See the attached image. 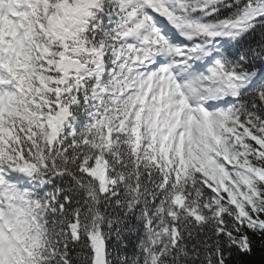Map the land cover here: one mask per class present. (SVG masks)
Masks as SVG:
<instances>
[{
  "label": "trees",
  "instance_id": "obj_1",
  "mask_svg": "<svg viewBox=\"0 0 264 264\" xmlns=\"http://www.w3.org/2000/svg\"><path fill=\"white\" fill-rule=\"evenodd\" d=\"M129 1L37 0L33 39L38 40L36 24L44 23L43 15L94 5L92 20L75 40L78 52L84 55L93 39L100 43L106 35H117L118 26L130 17ZM175 2L186 23L219 33V48L224 53L208 75L224 77V83L235 80L238 98L233 112L237 119L232 120V126L251 153L246 169L264 178V0ZM230 23L236 24V29L228 38L226 26ZM64 40L60 36L43 39L46 56L32 63L36 83L44 84L41 95L36 96L30 88L25 115L18 110L8 124L0 123V166L11 175L20 167L37 184L44 180L52 185L27 189L19 179L11 180L19 189L22 215L27 207L36 211L38 206L35 216L28 215L32 235L23 246V263L91 264L93 241L101 239L109 264H264V183L256 181L258 196L237 209L224 189L219 195L214 193L208 158L184 171L171 159L163 161L156 154L157 146L144 148L151 127L146 119L137 125L135 143L130 140L127 127L133 117L126 109L116 111L118 117L109 129L111 147L106 149L102 131L87 130L94 116L102 121L88 103L87 88L69 103L56 85L55 64L66 50ZM196 43L206 47L208 41L200 38ZM66 105L72 106V115L78 118L74 140L61 137L50 150L43 141V120ZM111 110L108 105L106 112ZM83 138L86 143L82 146ZM95 158L104 161V180L116 183L107 184L105 195L97 182L81 171L83 164ZM217 185L222 186V182L217 181ZM51 192L57 194L55 203L51 202ZM176 195L184 198L181 210L171 205ZM215 197L226 208L220 217L215 213ZM193 209L201 222L188 215ZM172 233L176 234L175 242Z\"/></svg>",
  "mask_w": 264,
  "mask_h": 264
},
{
  "label": "rangeland",
  "instance_id": "obj_2",
  "mask_svg": "<svg viewBox=\"0 0 264 264\" xmlns=\"http://www.w3.org/2000/svg\"><path fill=\"white\" fill-rule=\"evenodd\" d=\"M146 1L145 3L148 7L159 8V10L169 12L171 15H174L176 11L172 0ZM68 13L69 11H63L61 15L47 17L46 26L52 31L58 26L64 27ZM175 20L178 22L179 28H181L180 31L183 38L191 40L194 38V34L199 35L202 32L200 27L183 26L177 17ZM65 30V36L71 37L68 34L69 31ZM71 35L73 34L71 33ZM128 36L131 37L130 35ZM24 39L22 36L20 39L21 45L19 40H15L14 46L17 50L21 48L18 56L21 55L26 60L27 54L21 53L26 51L27 48L22 42ZM26 40L28 41L27 37ZM180 47V45H177V48ZM184 49L187 48L184 46ZM104 50L103 48L101 51L96 52L97 57L100 56L102 58L105 54ZM174 64L168 71L169 78L163 82L165 90L163 92L158 91L160 93L152 91L146 94L143 105H140L139 110L136 112L138 118L134 122L136 124L140 123L142 116L145 119L147 116L150 117L151 128L147 133V147L149 144L151 147L158 146L156 154L160 155L163 161L166 159L173 160L180 171L191 169L201 160L208 158L207 161L215 180L214 193L219 195L221 189H224V192L230 196L234 206L237 209H243V205L250 204L258 196L255 188L256 181L264 183V178L246 169V166L249 165L246 160L251 153L248 147L242 143L240 136L234 131L232 120L235 115L231 113L228 106H224L221 103L224 99V90L219 84L218 94L211 95L209 87L213 83L216 84V80L212 81L205 77L200 80L201 87L195 92L191 91V94H189V89L185 84V74L191 71L192 63L189 61L183 62L177 57ZM19 66L21 68L17 70L22 71L21 77L28 75L27 82L29 85L28 83V86L25 85V80H20L18 89L16 80L8 82L14 85L15 95L9 102L4 103V100H0V122H6L7 124L8 121H5L2 115L5 114L9 117L10 112L14 110V106L17 107V105L24 104L23 92L29 90L30 85L35 86L32 71L28 73L22 68V64H19ZM24 72L27 73L23 74ZM9 75L11 76V74ZM100 84H102V81ZM127 88L130 87L128 86ZM38 90L39 86L35 89L36 94H38ZM232 98L229 95L227 100ZM45 123L48 130L43 141L47 144V147H51L56 135V123L54 119L50 118H47ZM135 130L136 125L131 127L128 133L131 131L130 133L134 135ZM233 161L235 162L233 163ZM102 165H104V161L100 158H95L83 164L81 171L85 176L96 180L99 191L102 194H106L107 184L114 186L116 183L114 180L109 179L106 182L103 179ZM217 181H221L222 186H218ZM41 185L46 186V183L42 182ZM15 194L16 191L0 185V264H22L26 254L20 245L21 240L32 235V231L31 233L28 231L31 223L28 215L35 216L38 212V206L36 211H30L29 207H27V210L22 215L19 210L20 201L14 199L16 197ZM55 200L56 196L52 195L51 201L54 202ZM213 203L216 208V216L220 217L226 208L218 197H215ZM171 205L177 210L182 209L184 207V198L174 196ZM188 215L197 222L201 220L194 209L188 211ZM171 217L172 215H170ZM164 235H166V232H164ZM175 237V233H172L171 240L174 241Z\"/></svg>",
  "mask_w": 264,
  "mask_h": 264
},
{
  "label": "water",
  "instance_id": "obj_3",
  "mask_svg": "<svg viewBox=\"0 0 264 264\" xmlns=\"http://www.w3.org/2000/svg\"><path fill=\"white\" fill-rule=\"evenodd\" d=\"M88 19V13L85 10H77L70 16V28L76 29L79 28L81 25L84 24V21ZM64 70V74L68 72H79L80 66L77 62H72L69 60H65L62 66ZM69 110H63L59 113L57 117V122L59 128H61L69 118ZM91 264H107V255H106V248L105 244L101 240L94 241V253Z\"/></svg>",
  "mask_w": 264,
  "mask_h": 264
},
{
  "label": "bare ground",
  "instance_id": "obj_4",
  "mask_svg": "<svg viewBox=\"0 0 264 264\" xmlns=\"http://www.w3.org/2000/svg\"><path fill=\"white\" fill-rule=\"evenodd\" d=\"M29 187V186H28ZM180 203V202H179Z\"/></svg>",
  "mask_w": 264,
  "mask_h": 264
}]
</instances>
